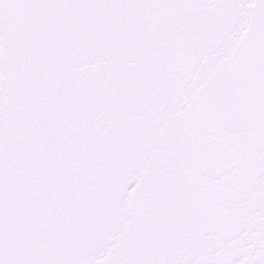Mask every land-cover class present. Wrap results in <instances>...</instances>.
<instances>
[{"label": "snow or ice", "instance_id": "snow-or-ice-1", "mask_svg": "<svg viewBox=\"0 0 264 264\" xmlns=\"http://www.w3.org/2000/svg\"><path fill=\"white\" fill-rule=\"evenodd\" d=\"M0 264H264V0H0Z\"/></svg>", "mask_w": 264, "mask_h": 264}]
</instances>
